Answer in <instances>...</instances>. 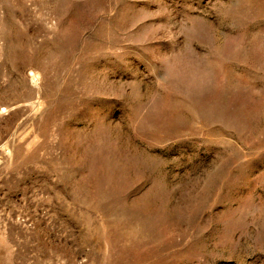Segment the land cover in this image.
<instances>
[{"label":"rangeland","instance_id":"obj_1","mask_svg":"<svg viewBox=\"0 0 264 264\" xmlns=\"http://www.w3.org/2000/svg\"><path fill=\"white\" fill-rule=\"evenodd\" d=\"M0 264H264V0H0Z\"/></svg>","mask_w":264,"mask_h":264}]
</instances>
